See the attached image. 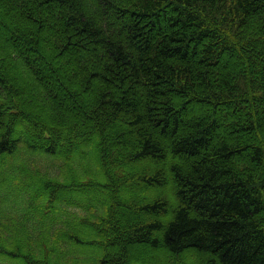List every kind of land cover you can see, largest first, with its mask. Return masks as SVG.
<instances>
[{"label":"trees","instance_id":"1","mask_svg":"<svg viewBox=\"0 0 264 264\" xmlns=\"http://www.w3.org/2000/svg\"><path fill=\"white\" fill-rule=\"evenodd\" d=\"M0 163V264H264V0H0Z\"/></svg>","mask_w":264,"mask_h":264},{"label":"rangeland","instance_id":"2","mask_svg":"<svg viewBox=\"0 0 264 264\" xmlns=\"http://www.w3.org/2000/svg\"><path fill=\"white\" fill-rule=\"evenodd\" d=\"M239 59V57L236 58V61ZM0 166H1V163H0ZM1 169V168H0ZM138 256H141L140 253L138 254Z\"/></svg>","mask_w":264,"mask_h":264}]
</instances>
